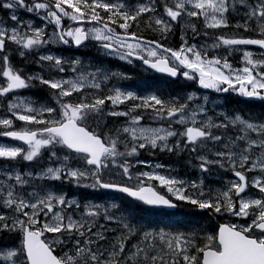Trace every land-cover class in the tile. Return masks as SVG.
Instances as JSON below:
<instances>
[{"label":"snow or ice","instance_id":"snow-or-ice-1","mask_svg":"<svg viewBox=\"0 0 264 264\" xmlns=\"http://www.w3.org/2000/svg\"><path fill=\"white\" fill-rule=\"evenodd\" d=\"M0 12V138L15 142H0V264H264V0ZM88 48L101 59L77 54ZM112 60L185 87L126 86L135 72ZM145 152L184 158L195 178ZM179 209L206 220L148 219Z\"/></svg>","mask_w":264,"mask_h":264},{"label":"trees","instance_id":"trees-1","mask_svg":"<svg viewBox=\"0 0 264 264\" xmlns=\"http://www.w3.org/2000/svg\"><path fill=\"white\" fill-rule=\"evenodd\" d=\"M85 57H90V55H85ZM95 58V57H92ZM96 59H101V58H96ZM16 63L18 66L22 65V62L19 60H16ZM110 67H114L116 66L115 64H110L108 62V65ZM119 70H126V67L123 65H119V68H117ZM114 69V70H117ZM127 71H131L128 70ZM125 83H128V81H126ZM177 83V82H176ZM172 81L167 80V79H162L160 82L159 81H155V80H151L150 83H148V87L152 88V89H168L170 91L176 92L175 88H173L174 84ZM239 98H229L226 101V105L230 108H235L239 111H248L249 109L253 110V111H259V107H252V105L250 104H246V103H237V100ZM140 159L143 160H147V161H159V162H163L165 164H170V165H179L182 167H185L187 169L188 166L185 164V160L184 158L181 159H177V157H175L174 155H169L167 153H159L157 152L155 155H149L148 153H144L141 155ZM65 189L68 192H75L76 190L71 189L70 186L65 185ZM81 193H86L87 190H80ZM79 194V193H77ZM91 198H96V196L100 195V194H89ZM104 197L106 199H108V193H104L103 194ZM114 197H118L123 199V196L116 194ZM126 202V201H125ZM157 212L160 213H167V215L164 214H160V215H152L150 217H148V219H151L152 221H158L161 222V224H171L173 226H178V227H189V226H196V225H200L201 223H203L206 218L202 215H194L184 209H179L176 211H166V210H156Z\"/></svg>","mask_w":264,"mask_h":264},{"label":"rangeland","instance_id":"rangeland-1","mask_svg":"<svg viewBox=\"0 0 264 264\" xmlns=\"http://www.w3.org/2000/svg\"><path fill=\"white\" fill-rule=\"evenodd\" d=\"M0 15H6L5 13H3V12H0ZM113 69V68H112ZM114 70V69H113ZM138 84H140V82H137V83H135V84H133V85H129V84H127V83H125V85L126 86H129V87H135L136 85H138ZM185 87V85L182 83V82H179V87H177L176 86V89H175V91L176 92H179V91H181L183 88ZM137 88V87H136ZM215 97V94H213V98ZM229 98H237V97H235V96H232V97H229ZM228 98V99H229ZM227 99V100H228ZM226 100V101H227ZM226 101H225V104H226ZM217 110H219V109H217ZM0 142H3V143H7V142H5V141H2V140H0ZM141 160H143V159H141ZM145 161H147V160H145ZM150 162H152V163H156V162H159V161H150ZM159 163H162V164H164V165H168V166H172L173 168H176L177 169V171H175V172H173L172 174L173 175H179V176H181V177H191V178H195V173L194 172H192L190 169H187V168H185V167H182V166H179V165H170V164H165V163H163V162H159ZM141 168L143 169V166H141ZM160 171H164L163 169L162 170H160ZM66 190V189H65ZM67 191V190H66ZM111 198H113V197H110V199ZM8 243H11L10 241H7V240H2V239H0V244H8Z\"/></svg>","mask_w":264,"mask_h":264},{"label":"flooded vegetation","instance_id":"flooded-vegetation-1","mask_svg":"<svg viewBox=\"0 0 264 264\" xmlns=\"http://www.w3.org/2000/svg\"><path fill=\"white\" fill-rule=\"evenodd\" d=\"M178 34V33H177ZM173 39V38H172ZM177 40H179V34H178V37H177ZM171 43L173 44V46H175V43H174V41H171ZM179 43H180V41H179ZM140 71V70H139ZM141 72V71H140ZM143 75H145L146 73H144V72H141ZM199 91H201V90H199ZM31 95H34L33 94V92L31 93ZM35 96V95H34ZM0 139H3V138H0ZM5 142H7V143H14V142H12V141H10V140H5Z\"/></svg>","mask_w":264,"mask_h":264},{"label":"water","instance_id":"water-1","mask_svg":"<svg viewBox=\"0 0 264 264\" xmlns=\"http://www.w3.org/2000/svg\"><path fill=\"white\" fill-rule=\"evenodd\" d=\"M158 74V73H157ZM159 75H162V74H159ZM164 76V75H163ZM171 211H173V210H171Z\"/></svg>","mask_w":264,"mask_h":264}]
</instances>
